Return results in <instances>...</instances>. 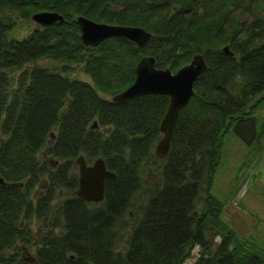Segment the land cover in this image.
I'll return each instance as SVG.
<instances>
[{"label":"trees","instance_id":"trees-1","mask_svg":"<svg viewBox=\"0 0 264 264\" xmlns=\"http://www.w3.org/2000/svg\"><path fill=\"white\" fill-rule=\"evenodd\" d=\"M42 10L64 20L11 35L18 17ZM77 14L138 25L150 36L140 46L123 36L86 45ZM196 52L206 66L157 158L168 96L114 101L100 93L129 84L142 55L174 71ZM73 63L90 82L70 75ZM263 105L264 0H0V264H182L194 245L191 264H263L264 237L237 239L220 219L226 194L212 189L229 130L259 147L264 116L254 112ZM45 145L60 160L50 168L38 154ZM78 154L87 162L100 156L114 172L99 201L74 193ZM145 165L155 175L147 187ZM44 174L47 186L37 190ZM59 188L72 194L52 204ZM129 209L123 236L117 223ZM33 216L46 226L27 261L20 251L32 246Z\"/></svg>","mask_w":264,"mask_h":264},{"label":"water","instance_id":"water-1","mask_svg":"<svg viewBox=\"0 0 264 264\" xmlns=\"http://www.w3.org/2000/svg\"><path fill=\"white\" fill-rule=\"evenodd\" d=\"M36 22H46L60 19L55 11L42 10L31 14ZM79 26V37L83 44L96 45L109 36H123L132 40L138 46L142 45L150 36V32L138 25L106 23L95 21L82 15L76 16ZM221 50L232 54L227 44L221 46ZM206 64L201 53H193L189 61L179 66L174 71L168 67L154 65L152 55H142L134 67L132 81L124 88L110 96L111 100L120 101L130 97L146 93H163L168 96L165 110L159 120L160 134L153 144V153L157 158H163L169 147L172 129L179 109L187 102L193 93L192 82L205 68ZM95 125V121H93ZM77 167V184L75 194L86 201H99L103 197L104 180L114 176V172L107 169L100 156H96L87 163L82 154L74 158ZM4 180L0 176V183ZM45 181L37 182V187L45 188ZM21 182H19V185ZM26 255L21 258L33 261V255L22 246ZM22 252V253H23Z\"/></svg>","mask_w":264,"mask_h":264},{"label":"rangeland","instance_id":"rangeland-1","mask_svg":"<svg viewBox=\"0 0 264 264\" xmlns=\"http://www.w3.org/2000/svg\"><path fill=\"white\" fill-rule=\"evenodd\" d=\"M35 25L36 22L31 18L18 17L11 35L21 37ZM38 62L46 64L47 60ZM80 67L81 64H70V75L90 82L89 76ZM100 95L108 98L111 96L105 93H100ZM254 114L257 118L264 116V105L256 109ZM224 140L220 164L216 168L212 182L213 192L218 197H221L224 193L226 194L220 212V219L227 227L235 231L237 239L244 240L247 238L261 243L264 237V135L259 140V147L256 148L254 145L252 148L245 145L235 136L232 130L227 132ZM47 148L46 145L41 147L38 152L39 156L44 158L45 161L48 158L52 161L56 160L51 165H57L60 160L49 155ZM43 151L45 155L42 154ZM51 165H47L48 168L53 167ZM154 176L152 166L145 165V171L142 173L143 186L147 187L153 184ZM39 180H44L47 186L46 174L41 175ZM36 189L43 190L37 186ZM70 194H72L71 191L59 188L54 192L51 203L57 204L58 201ZM133 215L131 209L125 210L121 218L118 219L117 225L119 226L120 235H126L127 227H125V224L131 221ZM41 221L40 218L34 216L29 221L33 241L32 246L29 248L24 246L29 254H33L34 245L38 242L42 229L46 226V223ZM213 239L217 241L218 236L216 235ZM22 246L20 254L26 255ZM199 251V246L194 245L182 264H191L198 256Z\"/></svg>","mask_w":264,"mask_h":264},{"label":"flooded vegetation","instance_id":"flooded-vegetation-1","mask_svg":"<svg viewBox=\"0 0 264 264\" xmlns=\"http://www.w3.org/2000/svg\"><path fill=\"white\" fill-rule=\"evenodd\" d=\"M46 11H53V10H46ZM55 12H56V11H55ZM77 15H82V14H77ZM77 15H76V16H77ZM76 16H75V21H76ZM82 16H84V15H82ZM84 17H86V16H84ZM87 18H89V17H87ZM90 19H91V18H90ZM33 21H34V20H33ZM95 21H96V20H95ZM35 22H36V21H35ZM37 24H38V22H36V25H37ZM42 154L45 155V152L43 151ZM47 161H48V164L51 165V164H52L54 161H56V160H53V161H52L51 159L48 158ZM51 166H53V165H51ZM43 181H44V180H41L42 183H43ZM44 184L46 185V182H45ZM74 191H75V190H74Z\"/></svg>","mask_w":264,"mask_h":264},{"label":"bare ground","instance_id":"bare-ground-1","mask_svg":"<svg viewBox=\"0 0 264 264\" xmlns=\"http://www.w3.org/2000/svg\"><path fill=\"white\" fill-rule=\"evenodd\" d=\"M40 12V11H39ZM36 13V12H35ZM57 13V12H56ZM57 14H59V13H57ZM60 15V14H59ZM61 16V20L60 19H54V20H58V21H63L64 19H63V17H62V15H60ZM31 19L32 20H34L33 18H32V16H31ZM53 20H50V21H46V22H39L38 23V25H43V24H47V23H50V22H52ZM229 48V47H228ZM230 49V48H229ZM231 50V49H230ZM232 51V50H231ZM233 53V52H232Z\"/></svg>","mask_w":264,"mask_h":264}]
</instances>
